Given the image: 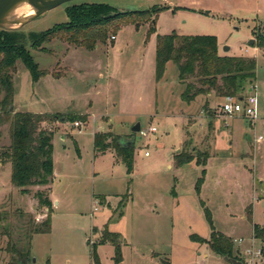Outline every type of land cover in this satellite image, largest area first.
<instances>
[{"label": "rangeland", "instance_id": "obj_1", "mask_svg": "<svg viewBox=\"0 0 264 264\" xmlns=\"http://www.w3.org/2000/svg\"><path fill=\"white\" fill-rule=\"evenodd\" d=\"M92 3L120 12L152 6L163 10L154 16L155 32L148 38L150 22L135 29L120 21L119 29H109L92 50L60 37L38 50L27 39V49L47 74L33 82L27 68L17 63L11 115L64 116L42 125L53 133L51 196L57 203L50 199L46 207L35 195L41 191L49 196L50 184L23 190L11 183V163L1 155L10 144L9 123H0V264H17V251H29L22 264H95L90 246L105 224L119 234L121 264H230L208 245L189 239L191 233L209 237L204 207L214 229L232 238L235 259L264 264L261 242L252 241L253 225L264 226V50L254 46L257 35H264V0H71L6 28L40 33L67 22V7ZM173 31L214 35L221 50L227 46L232 56L256 59L253 82L239 92L256 95L255 122L234 118L226 124L216 112L222 95L214 90L184 102L185 84H198L193 78L179 80L172 62L155 79L156 36ZM81 113L85 120L67 118ZM137 122L140 131L156 130L144 137L132 131ZM96 133L111 134L107 142L112 137L133 141L131 172L113 148L94 149ZM258 136L262 139L257 141ZM182 153L206 163L194 159L177 166L174 157ZM50 214V232H35ZM259 248L262 253L254 257ZM203 252H209L206 258ZM97 254L100 264H114L111 243L98 245Z\"/></svg>", "mask_w": 264, "mask_h": 264}, {"label": "trees", "instance_id": "obj_2", "mask_svg": "<svg viewBox=\"0 0 264 264\" xmlns=\"http://www.w3.org/2000/svg\"><path fill=\"white\" fill-rule=\"evenodd\" d=\"M163 8L152 6L145 10L116 11L113 6L105 3L78 4L66 8L68 21L40 33L24 34L15 29L0 28V123H9L10 144L2 152V158L10 161L11 183L25 190L27 186H46L52 180L53 175V144L52 131L42 127L43 123L52 122L64 116L61 114L34 113L28 111H13L14 74L16 65L21 62L30 72L33 82L38 81L47 72L39 69L33 56L27 49L43 50V43L56 37L64 39L73 46H81L92 50L98 42L106 39L109 29L117 31L120 21L139 26L150 22L146 36L155 32V15ZM252 33L257 34L255 31ZM146 38V39H147ZM28 39V40H27ZM264 50V35L258 34L255 45ZM172 62L178 71V78L186 81L188 78L196 79L194 83L188 82L181 93V99L188 103L198 95L208 94L214 90L222 95H241L247 82L252 83L255 78L256 59L254 57L219 55L217 38L214 35L195 34L180 35L171 32L156 36L154 75L158 81L163 76L166 64ZM68 120H85L84 114H70ZM109 133H96L93 137V147L99 152L113 148L120 156L127 172L133 169L132 147H124L120 139L112 137L109 142L105 137ZM175 164L182 166L195 159L197 164H205L192 154L182 153L174 157ZM205 169H202V175ZM203 182V176L199 177L195 186L197 193ZM36 197L41 205L51 206L48 194L37 191ZM127 201V200H126ZM124 200L121 206H124ZM118 212V211H117ZM248 219H251L250 207ZM114 214H117L114 211ZM122 213L119 212L118 216ZM204 215L210 226L211 232L208 238L198 234H189V239L195 243L206 244L209 251L215 255L236 258L238 250L234 249L230 236L214 229L212 216L208 208L204 207ZM51 230V214L44 220L40 227L35 229L37 233H48ZM252 235L259 240L264 250V226L253 225ZM111 243L114 248L112 257L114 264H121L122 252L119 234L109 231L107 224L101 232V237L90 246V258L95 264H100L97 254V246ZM16 252V251H15ZM17 264H22L28 258L29 251L23 253L17 251ZM25 258V259H24Z\"/></svg>", "mask_w": 264, "mask_h": 264}, {"label": "built area", "instance_id": "obj_3", "mask_svg": "<svg viewBox=\"0 0 264 264\" xmlns=\"http://www.w3.org/2000/svg\"><path fill=\"white\" fill-rule=\"evenodd\" d=\"M114 39V36H111ZM255 87V86H254ZM257 97L255 94L244 95H226L222 97L221 102L216 106L217 114L225 120L227 124L228 119L242 118L247 119L250 122H255L257 119ZM74 126H80L79 121L73 123ZM155 127H151L148 130L140 131L142 136H147L148 132L155 131ZM262 139L258 136L257 141ZM147 154V152L145 153ZM253 237V236H252ZM256 239L253 237L252 241ZM240 241V240H239ZM262 253L261 248L256 251L254 250V257H258Z\"/></svg>", "mask_w": 264, "mask_h": 264}, {"label": "water", "instance_id": "obj_4", "mask_svg": "<svg viewBox=\"0 0 264 264\" xmlns=\"http://www.w3.org/2000/svg\"><path fill=\"white\" fill-rule=\"evenodd\" d=\"M71 0H0V28L1 29H8L6 27H9L10 25L13 24H24L26 22H29L30 20H32L33 18H36L37 16L41 15L42 13L55 8L57 6H59L62 3L68 2ZM20 2H27L31 7L34 8L35 10V14L31 17H24V18H17L15 20L12 21H7L5 18L7 16V14ZM249 44H253V39H251L249 41ZM223 50L226 52L229 50V47L224 46ZM140 123H136L133 128L132 131L133 132H138L140 131ZM121 143L122 146L124 147H128L131 146L133 144L132 140H124L123 138L120 139L119 141ZM216 257L218 258H223L225 260H227L228 262H230V264H242L241 261L235 259V258H231V257H227V256H220V255H216Z\"/></svg>", "mask_w": 264, "mask_h": 264}, {"label": "bare ground", "instance_id": "obj_5", "mask_svg": "<svg viewBox=\"0 0 264 264\" xmlns=\"http://www.w3.org/2000/svg\"><path fill=\"white\" fill-rule=\"evenodd\" d=\"M23 13V16L28 18L35 14V10L27 2L18 3L6 16V20L12 21L20 17Z\"/></svg>", "mask_w": 264, "mask_h": 264}, {"label": "crops", "instance_id": "obj_6", "mask_svg": "<svg viewBox=\"0 0 264 264\" xmlns=\"http://www.w3.org/2000/svg\"><path fill=\"white\" fill-rule=\"evenodd\" d=\"M217 45H218V54H219V55H225V54H224L225 51H224V50H221V44L218 42V40H217ZM228 51H229L228 55H230V48H229ZM231 56H232V55H231ZM84 113H88V112H84ZM84 113H81V114H84ZM88 114H89L88 116L90 117V113H88ZM257 114H258V111H257ZM100 115H102V114H99L98 116H100ZM98 116H95V117H94V120H96V117H98ZM257 116H258V115H257ZM90 119H91V118H90ZM88 123H89V122H88ZM88 123H86V125H87ZM86 125H85V126H86ZM145 155H146V154H145ZM122 163H123V162H122ZM54 168H55V167H54V160H53V175H52V179H53V176H54ZM51 182H52V180H51L50 183H49V184H50V185H49V186H50L49 199H51L52 202L56 204L57 201H56V200H53V198H52V196H51V191H52ZM224 234H225V233H224ZM208 254H209V252H207V253H204V252H203L202 258H206V257L208 256ZM170 264H171V263H170Z\"/></svg>", "mask_w": 264, "mask_h": 264}, {"label": "flooded vegetation", "instance_id": "obj_7", "mask_svg": "<svg viewBox=\"0 0 264 264\" xmlns=\"http://www.w3.org/2000/svg\"><path fill=\"white\" fill-rule=\"evenodd\" d=\"M45 13V12H44ZM43 14V13H42Z\"/></svg>", "mask_w": 264, "mask_h": 264}]
</instances>
